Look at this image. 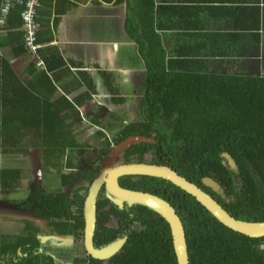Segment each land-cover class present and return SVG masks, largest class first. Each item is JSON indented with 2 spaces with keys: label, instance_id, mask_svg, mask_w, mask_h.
<instances>
[{
  "label": "trees",
  "instance_id": "1",
  "mask_svg": "<svg viewBox=\"0 0 264 264\" xmlns=\"http://www.w3.org/2000/svg\"><path fill=\"white\" fill-rule=\"evenodd\" d=\"M3 1L0 0V10ZM25 2L10 0L8 13L0 15V158L27 156L29 151L39 147V158L47 168L71 167L80 159L78 150L82 147H91L96 153L106 141L104 133L98 130L90 134L92 141H87L88 137L78 144L77 134L73 132L81 125L78 109L87 104L97 89L93 78L87 72H80L82 77L86 75V91L71 100L65 95L52 98L57 88L48 75V62H38V55L31 56L34 62L26 71L29 78L19 76L11 58L30 56L25 47L26 31L21 17ZM44 2L51 0H39L40 4ZM139 3L146 7L149 0H139ZM38 8L39 26L35 36L40 46L46 39L40 37L44 25H40ZM149 13L150 10L137 11L139 21L129 22L125 28L137 52L133 58L142 61L145 68L143 120L140 124H121L113 135L114 142L134 135L155 139L157 143L153 145L141 144L128 149L126 162L136 156L139 159L132 162H145L140 149H151L154 164L170 167L209 194L231 215L247 222L264 221V77L210 73L191 67L201 61L186 55L167 58L158 33L160 26L154 25ZM98 73L108 91L113 92L110 93L113 104H123L124 97L121 88L113 84V74L109 71ZM74 85L78 86L75 79L70 87ZM63 92L66 94L69 90ZM99 114L97 111V116L91 119L94 124L99 123ZM69 148L76 149L67 152L65 162ZM223 153L235 160L241 186L233 185L232 173L223 164ZM94 173L95 170L86 177L91 180ZM76 175L78 173L70 174L64 184ZM25 177L23 169H4L0 164V195L17 192ZM206 177L219 183L226 194L232 196L231 202L225 203L203 186L202 179ZM120 182L122 188L156 195L174 208L184 228L189 264H264V249H261L264 238H249L224 227L194 198L170 182L147 176H137L133 181L131 176H126ZM75 198L74 205L78 209L74 218L82 228L83 198L77 195ZM105 205H110L111 212L123 217L119 228L106 225ZM97 206L98 224L101 225L94 240L98 246L119 238L132 222L139 223L140 232L128 230L125 244L110 259L112 264H176L168 225L153 210L138 204H133L128 212L125 207L119 210L103 196ZM61 228L65 234L80 230ZM3 237L0 235V250L8 256L7 264H32V261L34 264H58L48 256L41 254L40 260L39 255L32 256L33 252H28L38 247L36 239H18L10 243ZM11 258H17L18 262H12ZM98 262L92 260V263ZM73 264L82 263L76 259Z\"/></svg>",
  "mask_w": 264,
  "mask_h": 264
},
{
  "label": "crops",
  "instance_id": "2",
  "mask_svg": "<svg viewBox=\"0 0 264 264\" xmlns=\"http://www.w3.org/2000/svg\"><path fill=\"white\" fill-rule=\"evenodd\" d=\"M149 10L154 25L160 26L167 58L186 55L201 61L191 67L210 73L264 77V0H149L146 7L139 0H51L38 8L40 25H44L40 37L46 41L40 43L37 55L49 64L48 75L57 88L52 98L65 95L71 100L86 91V75L79 73L87 72L97 92L86 103L107 97L109 108L118 107L99 71L113 74V84L121 88L123 97L127 94L124 83L134 86L132 98H143L145 68L133 58L137 52L125 28L139 21L137 11ZM27 57L11 58L25 79L34 62ZM74 79L78 86L71 88Z\"/></svg>",
  "mask_w": 264,
  "mask_h": 264
},
{
  "label": "flooded vegetation",
  "instance_id": "3",
  "mask_svg": "<svg viewBox=\"0 0 264 264\" xmlns=\"http://www.w3.org/2000/svg\"><path fill=\"white\" fill-rule=\"evenodd\" d=\"M136 99H137L136 103H138L139 105V111L142 110V113H143L144 104L142 102L144 101V99L141 97H137ZM108 103L109 102H106V104ZM94 104H98V102L96 103L93 102L91 104H88V103L85 104V109L88 110L89 107H92ZM104 109H105V106L98 108V111H100V114L98 115V122H99L98 124H94L91 121V119L97 116V111L94 113L87 111L85 113L86 118L91 121L90 126L94 128V132L90 134H93L95 133V131L100 130L104 133V136H105L104 138L106 141L105 140H104L105 142L103 141L104 143H102V147L98 148L96 153L93 152L91 147H85V146L82 147L80 150H78L81 154L80 159L78 161L75 160L74 165L71 167H66V165H62L63 166L62 170L58 172L56 176H49L45 178L44 175H42L41 173H39L36 176V169H35L34 172L32 173L33 182L26 181L25 185L21 183V188H19V190L22 191V196L18 197L17 193H13L12 195L14 196L11 197L10 199H4L0 201V205H1L0 221L5 226V227H1L0 225V235L4 236L3 238L6 241H9L10 243L12 242L15 243L17 242L18 239L19 240L26 239L28 241H29L28 238L36 239L38 241V247L36 249H29L28 252L32 251L33 252L32 256L37 257L39 255L38 259L40 260L42 259L41 254H43L45 256H48L54 263L61 264L55 261V257L53 255L51 256L49 253H47V250H54V249H51L50 242L51 241L55 242V239H52V238L55 237V235H59L60 237H63L66 239L68 238L69 241L72 242V246H76L77 244V245H80L81 247V250H77L76 252H73L72 254L71 252H69L70 257H71L69 264H73L74 260L76 259L79 261V263H82V264H104L103 262L106 260H97L99 261L98 263H92V260H96V259H93L91 256H89L86 253L85 248H84V243H83V240H84L83 239V230H84L83 203H84L87 191H88V187L92 183L95 175L98 173L104 161V158L107 156L110 150L116 144L119 143V142L117 143L114 142L113 135L117 134V132L120 129L119 128L120 126L116 127L114 125L113 126L109 125L110 123H114L115 120L113 119L118 118V114H113L112 118L108 119V117L111 114L107 116L105 112H108V111H105ZM80 112L81 110H79V115H81ZM86 118L82 117L81 124L82 122H84L85 124V122L88 121ZM142 120H143V117H142ZM142 120H140L139 122L133 121L130 123H126L123 121L122 124L124 125L125 124H140ZM103 125H105L106 127H103ZM73 132H75L78 136H80V134L82 133L81 131H77V130ZM90 139L92 141V138ZM83 141L79 140L78 144H81ZM155 143H157V141ZM39 149H40L39 147L35 149L36 153H38V158H39V153H40ZM73 149H76V148H69L68 150H66V153L64 156L65 162L67 160L66 159L68 155L67 152ZM35 150H31V151H35ZM140 150L143 151L142 158L144 159H146L147 158L146 156L148 155L149 156L154 155L151 149L145 150L144 148L141 147ZM140 150H138V152ZM125 152L117 158L116 165L129 164V163H142V162H137V161L132 162V161L138 160L139 159L138 156L134 157L131 162H126ZM155 157L156 156H154L153 158ZM39 160L41 161L40 158ZM149 161H150L149 162L150 164H154L151 159ZM41 163L43 164V161H41ZM223 164L226 165V160L223 161ZM57 169H60V168H57ZM93 170H95V173L93 174V177L90 180L86 176H88ZM74 172L78 173V175L74 176L73 178H70L68 183L64 184L67 178L70 176V174L72 175V173ZM239 173L237 174L232 173L231 181L233 182L234 186L235 185L241 186ZM135 177L137 176H131V180L133 181ZM121 178L122 177H120L117 180L119 186H121V182H120ZM53 180H56V185H53L55 183V181ZM222 189L224 191L222 195L216 194L212 191L211 192L217 195L218 197H220V199L224 200L225 203L231 202L232 196H229L228 194H226V191L224 190V188ZM35 192H37L38 196H35ZM75 195L83 198L82 208H81L82 222H83L82 228H80L81 223L78 220H76V218H74V216L77 215L76 209H78V206L74 205L75 204L74 200L76 199ZM9 196H5V197H9ZM102 196L105 197L113 206L115 205L119 210L125 207V211H127V209L132 206V205L128 206L126 202H121L122 204H119V205L116 204L114 202L115 200L112 198V196L108 194L106 189L104 187L101 188V190L99 191L98 197H97V201H96V224H95V231H94V236L92 240L93 242L92 244L95 248L108 244V243H105V244L98 246L96 245V240H94L96 236L95 235L96 231L101 225L100 223L98 224L99 222L98 216H100V214H99L97 205ZM60 200L64 203V205H62ZM105 209L108 211L107 212L108 214L106 217V225L111 228H119V223H121L123 217L117 215L115 212H111L110 205H105ZM130 216H133V214H130ZM12 217H14L13 223H16L15 229L17 231L15 233L14 231H12V228L14 227V224L11 223ZM61 226H64L65 228H68L69 230L76 229V228H79L80 230H78L77 232L73 234L68 233V232L65 234L63 232L64 229H62ZM123 230L125 231V233H122L119 238L126 237V240H127L128 230H133V231H136L137 233L140 232L139 223L132 222L128 230H125V229ZM45 237L46 239H44ZM49 237H51V239ZM116 239L118 238H115L113 241H115ZM43 240L49 243L50 245L45 251L41 249V243ZM58 244L59 243L56 242V245ZM262 246L264 247V244L261 245V247ZM11 260L12 262H18L17 258H11ZM109 260L107 261V264H112L111 262H109ZM7 261H9L8 256L7 255L4 256L0 250V264H7L8 263ZM32 264H34L33 261H32Z\"/></svg>",
  "mask_w": 264,
  "mask_h": 264
},
{
  "label": "water",
  "instance_id": "4",
  "mask_svg": "<svg viewBox=\"0 0 264 264\" xmlns=\"http://www.w3.org/2000/svg\"><path fill=\"white\" fill-rule=\"evenodd\" d=\"M113 108L119 110V107ZM155 142L154 139L141 135L130 136L116 144L104 158L98 173L88 187L83 203V243L89 256L96 260H109L121 250L126 240V237L118 238L98 248L92 244L96 224V201L99 191L104 187L116 204L126 202L128 206L143 205L163 218L169 228L176 264H189L184 228L174 208L156 195L122 188L117 180L124 176H147L168 181L194 198L224 227L249 238H264V221L247 222L236 218L223 209L209 194L168 166L145 162L116 165L117 158L132 146L155 144ZM222 157L226 160L230 172L239 173L235 160L229 154L223 153ZM35 164L37 165V162ZM38 174L39 171L36 169V176ZM202 184L216 194L222 195L224 192L221 186L211 178H203ZM56 237L63 238L59 235ZM261 249L264 247L262 246Z\"/></svg>",
  "mask_w": 264,
  "mask_h": 264
},
{
  "label": "rangeland",
  "instance_id": "5",
  "mask_svg": "<svg viewBox=\"0 0 264 264\" xmlns=\"http://www.w3.org/2000/svg\"><path fill=\"white\" fill-rule=\"evenodd\" d=\"M126 49L127 48L124 47L123 51H125ZM122 87L127 92V94L124 97V99H126L127 101L125 102V100H124L123 104L118 105V107H119V111L117 113L118 118H115L114 123L109 124L110 126L114 125L116 127L117 126L119 127V126H121L123 121L126 123H130L133 121L139 122L140 120H142V117H143L142 116L143 115L142 110L139 111V105H138V103H136L137 97H135V98L133 97L134 98L133 99L132 96L130 95L131 92L133 91L134 86L132 84H125L124 85V83H123ZM116 97H120V96L117 95ZM95 101L98 102V104H94L92 107H89L88 110L85 109V105L80 108V110H81L80 117L82 116L83 118H86L85 113L87 111L94 113V112L98 111L99 107H104V106H106V108L104 110L108 111V112H105L107 114V116L110 114L116 113V110L113 108V106H111V108H109V106L106 104V102H110L109 98H107V97H105V99H100V98L96 99L95 98ZM88 104H91V103H88ZM82 117H81V119H82ZM90 125H91L90 120L86 121L85 124H84V122H82V124L80 125V127L77 130V131L82 132L80 134V136L77 135L78 141L79 140L80 141L85 140L86 138H88L90 136L89 135L90 133L94 132V128ZM85 127H87V128H85ZM74 131H76V130H74ZM89 139H90V137H89ZM89 139L87 141H89ZM32 156H34V158H32ZM146 157L147 158H146L145 163H149L151 156L148 155ZM36 162H37V165L35 164ZM0 164H1V167L4 169H6V168L23 169L26 177H25V179L22 178L20 182L23 183L24 185H25L26 181L33 182V174L32 173L34 172L35 169H37L39 171V173H41L42 175H44L45 178H47L49 176H56V174L58 172H60L63 168V166H61L60 169H57L55 167L47 168V166L42 164L41 161L39 160L38 153H36V150L31 151V152L29 151L27 156H20V155H12V156H8V157L2 156V158H0ZM53 181H55V183L53 185H56V180H53ZM15 193H17L18 197L22 196V191L19 189ZM5 196H9V195H5ZM5 196L1 195L0 201H2L4 199H10L14 195H10L9 197H5ZM0 211H1V205H0ZM13 219H14V217H12V220H11V223L14 224L12 231H14V233H15L17 230L15 229L16 223H13L14 222ZM0 225H1V227H5L1 221H0ZM49 238L51 239V237H49ZM44 239H46V237ZM52 239H55V242L51 241L50 242L51 246L49 245V243H47L43 240L41 243V249L45 251L50 246L51 249H54V250H47V253H49L51 256L53 255L55 257V261L59 262L61 264H69V262L71 260L69 252H71V254H72L73 252H76L77 250H81L80 245L76 244V246H72V242L69 241L68 238L67 239L66 238H59V237H56V235H55V237H53ZM56 242H58L59 244L56 245ZM72 249H74V250H72ZM107 261L108 260L104 261L103 263L107 264ZM109 262H110V260H109Z\"/></svg>",
  "mask_w": 264,
  "mask_h": 264
},
{
  "label": "built area",
  "instance_id": "6",
  "mask_svg": "<svg viewBox=\"0 0 264 264\" xmlns=\"http://www.w3.org/2000/svg\"><path fill=\"white\" fill-rule=\"evenodd\" d=\"M40 6L39 0H26L25 8L22 11L21 17L23 22V29L26 31L25 36V47L30 56L36 58L37 50L40 47L39 44L36 43V30L38 28L37 22V8ZM10 9V0H4L0 15L5 16ZM40 62V61H38Z\"/></svg>",
  "mask_w": 264,
  "mask_h": 264
},
{
  "label": "bare ground",
  "instance_id": "7",
  "mask_svg": "<svg viewBox=\"0 0 264 264\" xmlns=\"http://www.w3.org/2000/svg\"><path fill=\"white\" fill-rule=\"evenodd\" d=\"M117 195V194H116Z\"/></svg>",
  "mask_w": 264,
  "mask_h": 264
}]
</instances>
